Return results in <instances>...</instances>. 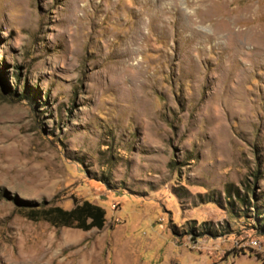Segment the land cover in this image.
<instances>
[{
    "label": "rangeland",
    "instance_id": "1",
    "mask_svg": "<svg viewBox=\"0 0 264 264\" xmlns=\"http://www.w3.org/2000/svg\"><path fill=\"white\" fill-rule=\"evenodd\" d=\"M0 264H264V0H0Z\"/></svg>",
    "mask_w": 264,
    "mask_h": 264
},
{
    "label": "trees",
    "instance_id": "2",
    "mask_svg": "<svg viewBox=\"0 0 264 264\" xmlns=\"http://www.w3.org/2000/svg\"><path fill=\"white\" fill-rule=\"evenodd\" d=\"M30 218L43 219L55 227L67 226L89 230L102 228L105 221L104 209L90 201L75 202L71 209L60 206L47 208L27 209Z\"/></svg>",
    "mask_w": 264,
    "mask_h": 264
},
{
    "label": "built area",
    "instance_id": "3",
    "mask_svg": "<svg viewBox=\"0 0 264 264\" xmlns=\"http://www.w3.org/2000/svg\"><path fill=\"white\" fill-rule=\"evenodd\" d=\"M249 244L252 245V246H256V245H258V243H257V239H255V238L250 239Z\"/></svg>",
    "mask_w": 264,
    "mask_h": 264
}]
</instances>
